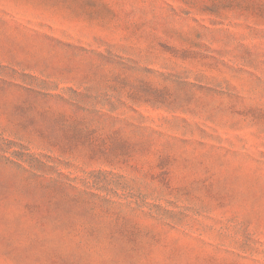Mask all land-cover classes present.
Returning <instances> with one entry per match:
<instances>
[{"label": "rangeland", "instance_id": "rangeland-1", "mask_svg": "<svg viewBox=\"0 0 264 264\" xmlns=\"http://www.w3.org/2000/svg\"><path fill=\"white\" fill-rule=\"evenodd\" d=\"M0 264H264V0H0Z\"/></svg>", "mask_w": 264, "mask_h": 264}]
</instances>
